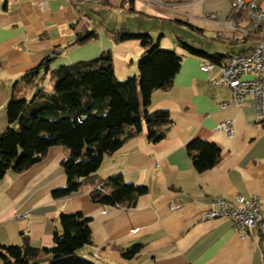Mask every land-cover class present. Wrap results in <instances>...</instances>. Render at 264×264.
<instances>
[{"label":"crops","instance_id":"crops-1","mask_svg":"<svg viewBox=\"0 0 264 264\" xmlns=\"http://www.w3.org/2000/svg\"><path fill=\"white\" fill-rule=\"evenodd\" d=\"M231 1L0 0V133L9 126L6 105L11 96L22 93L29 98L34 93L36 80L28 82L24 75L55 55L56 49L60 53L49 61L50 70L108 50L118 79L136 74L144 51L139 39H118L102 30L98 22L80 13L75 2L102 4L105 16L120 11L134 21L155 22L157 34L142 32L161 49L181 57L171 85L153 90L148 106L149 111L169 113L170 129L162 140H148L143 121L137 134L103 157L93 178L60 198H54L51 190L66 182L62 162L69 150L62 145L50 146L40 161L21 172H5L0 179L1 244L21 245L26 238L32 247H50L59 213L81 211L90 217L91 242L77 253L96 264H264V238L256 229L241 236L228 219L201 217L216 196L257 195L264 212V124L257 119L254 98L247 95L233 104L229 86L211 81L219 70L202 71V57L183 45L225 55L245 48L221 38L224 30L208 17L209 13L220 20L229 17ZM95 11L100 14L98 8ZM84 29L95 30L97 37L66 47ZM196 38L231 46L208 51L190 43ZM41 85L51 89L48 75ZM223 103L228 105L222 107ZM226 120L231 121L229 132L217 127ZM194 139L219 147L214 166L195 168L186 147ZM117 174L125 182L145 185L146 192L122 205L91 200L90 191ZM18 213L27 216L18 218ZM135 243L141 249L130 258L123 256L122 249ZM50 256L42 254L40 259L44 262Z\"/></svg>","mask_w":264,"mask_h":264},{"label":"trees","instance_id":"trees-1","mask_svg":"<svg viewBox=\"0 0 264 264\" xmlns=\"http://www.w3.org/2000/svg\"><path fill=\"white\" fill-rule=\"evenodd\" d=\"M116 36L137 38L144 48L136 63L137 72L131 77H116L108 50L93 59L51 70L49 62H42L24 75L28 82L36 80L35 90L29 98L22 93L13 94L6 105L9 126L0 133V179L7 170L21 172L40 161L50 146L62 145L69 150L62 162L66 182L52 189L51 195L64 197L93 178L103 157L113 154L137 134L143 121L148 140L158 142L166 136L171 124L168 111H149L148 106L153 90L171 85L181 57L161 49L148 33L120 31ZM96 37L95 30L84 29L66 47ZM183 45L189 52L217 64L228 55ZM46 75L51 85L49 91L41 85ZM186 147L198 171L214 166L219 159V147L210 141L194 139ZM146 190L145 185L125 182L117 174L98 183L90 197L103 204L122 205ZM89 221L90 217L81 211L60 212L59 227L53 232L50 247H32L26 238L21 245L0 243V259L3 264H96L77 253V249L91 242ZM141 246L135 243L121 253L130 258ZM42 254L51 256L43 262Z\"/></svg>","mask_w":264,"mask_h":264},{"label":"built area","instance_id":"built-area-1","mask_svg":"<svg viewBox=\"0 0 264 264\" xmlns=\"http://www.w3.org/2000/svg\"><path fill=\"white\" fill-rule=\"evenodd\" d=\"M208 17L224 30L219 33L230 43H243L245 48L229 53L217 64L208 58H201L199 68L207 73L216 69L220 75L212 78L213 84L224 83L231 89V102L237 104L247 95L254 98L257 119L264 120V0H232L231 14L224 20L215 13ZM228 105L223 103L222 107ZM218 128L231 131V121H221ZM173 208L177 203L172 202ZM27 214H16L26 218ZM202 219H228L233 229L241 236L256 229L264 238V212L262 201L257 195L232 198L216 196L201 212Z\"/></svg>","mask_w":264,"mask_h":264},{"label":"rangeland","instance_id":"rangeland-1","mask_svg":"<svg viewBox=\"0 0 264 264\" xmlns=\"http://www.w3.org/2000/svg\"><path fill=\"white\" fill-rule=\"evenodd\" d=\"M78 4L80 8V13L86 17V19L90 20L89 18H92L94 22H98V27H100L102 30H106L107 32L111 33H117L120 32L119 29L123 28L122 32H139V30L142 32L143 30H147L148 32H156L157 34V24L155 22H143L141 19H138V21H134V18H131V16H128V14L122 13L120 11L114 12L111 15H104V6L102 4L89 2L87 4H82L80 2H75ZM99 9L98 14L95 10ZM101 9V10H100ZM81 24H83V19H81ZM86 20H84L85 22ZM142 28V29H141ZM145 28V29H144ZM185 40H188L184 37ZM195 41H190L191 44L194 46H200L201 48L205 50H214L219 51L225 50L226 48L230 47L231 44L228 42H220V41H214V40H206V39H200L196 38ZM241 45V44H239ZM237 46V48L239 47ZM239 49V48H238ZM238 49H233L237 50ZM34 89V88H33ZM32 89V90H33Z\"/></svg>","mask_w":264,"mask_h":264},{"label":"water","instance_id":"water-1","mask_svg":"<svg viewBox=\"0 0 264 264\" xmlns=\"http://www.w3.org/2000/svg\"><path fill=\"white\" fill-rule=\"evenodd\" d=\"M55 53H56V54H59V53H60V49H56ZM56 54L53 55V56H51V57H48V58L45 59L43 62H44V63H47V62H49L50 60L55 59V58H56Z\"/></svg>","mask_w":264,"mask_h":264}]
</instances>
